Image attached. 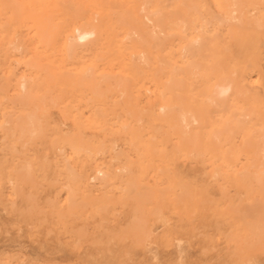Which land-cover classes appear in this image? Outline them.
Masks as SVG:
<instances>
[{"label":"rangeland","instance_id":"374dc122","mask_svg":"<svg viewBox=\"0 0 264 264\" xmlns=\"http://www.w3.org/2000/svg\"><path fill=\"white\" fill-rule=\"evenodd\" d=\"M62 1L0 0V264H264V233L263 239L256 237V229L250 228L262 196L243 180V173L262 175V170L248 166L244 153L235 150L237 136L230 139L224 133L220 141L212 137L228 113L209 114L191 140L181 133L176 118L180 110L191 112L181 106L182 96L195 94V87L207 89L236 65L244 71L252 64L248 76L257 82V65L264 68V27H250L237 40L227 31L233 27L210 19V14L227 15L226 0H190L194 23L206 25L202 52L186 58L198 64L188 73L180 53L185 44L181 36L196 35L194 26L184 32L182 25L169 28L163 46L154 49L141 38L119 36L115 44L120 47L113 44V52L92 51L87 45L67 56L55 26L66 22L73 7L114 9L127 0ZM246 7L264 22V0H252ZM37 16L43 23L41 39L34 35ZM175 16L179 23L181 15ZM32 56L46 70L44 76L40 70L34 78L24 66ZM76 73L111 77L100 80L101 99L87 84L61 87L60 80L69 81ZM21 75L33 79L35 98L26 107L10 98L17 94L14 87ZM167 77L171 89L161 110L160 85ZM111 81L118 82L120 93ZM41 95L44 103L39 102ZM31 109L38 118L36 132L19 137L14 128L11 135L13 125L4 124L2 114Z\"/></svg>","mask_w":264,"mask_h":264},{"label":"bare ground","instance_id":"6f19581e","mask_svg":"<svg viewBox=\"0 0 264 264\" xmlns=\"http://www.w3.org/2000/svg\"><path fill=\"white\" fill-rule=\"evenodd\" d=\"M39 1V0H38ZM54 1V0H53ZM61 1V0H60ZM66 1V0H65ZM64 0L61 2L63 5ZM172 1V2H170ZM179 0H127L123 4L118 5L117 8L114 6V9L107 6L102 7L98 6L96 8H90V10H83V8H72L71 11H69L65 17L66 22L59 23L55 26V35H57L60 38V41L62 40V47L61 50H63L67 56L71 55L73 52H75L76 48L80 47L86 48L87 45L92 46V51L98 50L105 52L110 51L117 41V37L121 36L122 40H135L137 39L139 41L142 40V42L146 43H152L151 48L155 47V45H161L160 43L164 39L166 35V31L169 28L176 27V25H182L184 32L189 27L194 26V32H196V35L193 37H188L182 35L181 37L184 40V45L180 49L181 58L184 62V70L189 73L192 68H195L198 66L194 61L191 59H187L188 57H192L194 55H197L202 50L201 43L203 41L202 35L205 33L203 30V25H206L205 22L201 23H194L195 19L191 17V10L193 9V6L191 5L190 0H186L184 3L182 0V3L179 2V4L176 2ZM220 1V0H219ZM218 1V2H219ZM28 2V0H27ZM92 2V1H91ZM256 3V1H254ZM253 2V3H254ZM10 3V2H9ZM60 3V4H61ZM66 3H68L66 1ZM65 3V5H66ZM113 3V2H112ZM217 3V2H216ZM252 3V0H226V8L228 9L227 15H215L210 14L211 21L216 20L217 25L219 24H225L227 26L233 27V29H230L228 27L227 31L229 33H234L237 37V40L242 36L245 35L246 29H250V27L254 28H263L264 22L262 21L261 17L258 15H255V12L253 9H248L246 6L247 4ZM258 3V2H257ZM3 4V3H2ZM15 4V2H14ZM13 4V7L16 5ZM29 4V3H27ZM33 5V3H31ZM91 4V3H90ZM100 4V1H99ZM103 4V3H102ZM64 5V6H65ZM220 5V3H219ZM67 6V5H66ZM69 6V7H68ZM68 8H70V5L68 4ZM96 6V5H94ZM112 6V5H111ZM55 7V6H54ZM57 7V6H56ZM55 7V8H56ZM72 7V6H71ZM17 8V7H15ZM34 8V6H33ZM60 7H57V9ZM62 8V7H61ZM195 8V7H194ZM35 9V8H34ZM64 9V8H63ZM8 10V9H7ZM6 10V11H7ZM51 10V9H50ZM55 10V9H54ZM62 10V9H61ZM65 10V9H64ZM67 10V9H66ZM4 11V10H3ZM2 11V12H3ZM11 11V9H10ZM18 11V9L16 10ZM14 10V12H16ZM36 11V10H35ZM56 11V10H55ZM60 11V10H59ZM195 11V10H193ZM259 11V10H257ZM8 12V11H7ZM67 12V11H66ZM65 12V13H66ZM207 12V11H206ZM263 12V11H262ZM19 13V11H18ZM21 13V12H20ZM37 13V12H36ZM180 14L181 15V21L179 23H176V20H178L179 17H176L175 15ZM193 13V12H192ZM196 13V11H195ZM198 13V12H197ZM196 13V14H197ZM201 13V12H199ZM6 14V13H5ZM8 14V13H7ZM43 14V13H42ZM195 14V15H196ZM2 15V14H1ZM4 15V14H3ZM64 15V14H63ZM198 15V14H197ZM28 16V15H27ZM30 16V15H29ZM33 16V15H32ZM39 16V14H38ZM36 17L33 19L35 22L36 28L33 26V29L35 28L38 30L34 35L39 37V39L42 38L41 33V26L42 21L40 20V17ZM58 16V15H57ZM179 16V15H178ZM199 16V15H198ZM64 16H62L63 18ZM175 17L177 19H175ZM12 18V17H11ZM23 18V17H22ZM58 18V17H57ZM201 18V17H200ZM203 18V17H202ZM29 19V18H26ZM205 19V18H204ZM203 20V19H202ZM22 20H20V23ZM205 21V20H204ZM210 21V22H211ZM23 22H27L24 21ZM181 22V23H180ZM207 22V21H206ZM209 22V21H208ZM14 23V22H13ZM12 23V24H13ZM17 23V21H16ZM28 23V22H27ZM2 24V23H1ZM11 24V25H12ZM33 25V23H31ZM3 25V24H2ZM14 25V24H13ZM26 25V24H25ZM133 25V29L131 28ZM30 26V25H29ZM120 26H123L124 28L129 26V30L126 29L125 31H120ZM131 26V27H130ZM222 26V25H220ZM226 26V27H227ZM138 29H137V28ZM205 27V26H204ZM21 29V28H20ZM122 30V29H121ZM170 30V29H169ZM172 30V29H171ZM27 31V30H26ZM20 32V31H19ZM18 32V33H19ZM45 32V31H44ZM11 33V31H10ZM21 33V32H20ZM29 33V32H28ZM209 34V33H208ZM5 35V34H4ZM3 35V36H4ZM34 35H32L34 37ZM206 35V34H205ZM20 36V35H19ZM28 36V35H27ZM216 36V35H215ZM24 37V36H23ZM55 37V36H54ZM57 37V38H58ZM120 37V38H121ZM171 37V36H170ZM179 37V36H178ZM229 37V36H228ZM2 38V36H1ZM15 38V37H14ZM35 38V37H34ZM33 38V39H34ZM173 38V36H172ZM4 38H2L3 40ZM38 40V38H36ZM212 38H210L211 41ZM1 40V42H2ZM44 40V38H43ZM57 40V39H56ZM172 40V39H171ZM205 40H207L205 38ZM165 41V40H164ZM163 41V42H164ZM39 42V41H38ZM127 42V41H126ZM136 42V41H135ZM162 42V43H163ZM175 42V41H174ZM5 43V42H4ZM10 43V42H9ZM28 43V42H27ZM31 43V42H29ZM2 45V44H1ZM31 45V44H30ZM59 45V44H58ZM118 44H115V47ZM129 45V43L127 44ZM261 45V44H260ZM22 46V44H21ZM40 46V45H39ZM55 46V45H54ZM60 46V45H59ZM85 46V47H84ZM120 47V43L118 45ZM163 46V45H161ZM204 46V45H203ZM5 47V46H3ZM12 47V46H11ZM25 47V46H24ZM160 47V46H159ZM16 48V47H15ZM19 48V47H17ZM51 48V47H50ZM55 48V47H54ZM88 48L89 50H91ZM127 48V47H126ZM145 48V47H144ZM219 48V47H217ZM4 49V48H3ZM13 49V47H12ZM21 49V48H20ZM23 49V48H22ZM36 48H34V52ZM52 49V48H51ZM86 49V50H88ZM94 49V50H93ZM117 51L118 49L115 48ZM113 49V50H115ZM128 49V48H127ZM210 49V48H209ZM29 50V49H28ZM81 50V49H80ZM85 50V51H86ZM129 50V49H128ZM174 50V49H173ZM263 50V49H262ZM10 51V50H9ZM18 52V49L16 50ZM24 51V49H23ZM84 51V52H85ZM112 51V50H111ZM146 51V49H145ZM113 52V51H112ZM158 52V51H157ZM163 52V51H162ZM173 52V51H172ZM224 52V51H223ZM40 53V52H39ZM57 53V51H56ZM179 53V52H178ZM58 54V53H57ZM93 54V53H92ZM106 54V53H105ZM115 54V53H114ZM140 54H143L140 53ZM155 53H153L154 55ZM201 54V53H200ZM6 55V54H5ZM22 55V54H21ZM20 55V56H21ZM52 55V54H51ZM75 55V54H74ZM107 55V54H106ZM173 55V54H172ZM66 56V55H65ZM203 56V55H202ZM3 57V56H2ZM108 57V56H107ZM142 57V56H141ZM140 57V58H141ZM144 57V55H143ZM59 58V57H58ZM6 59V58H5ZM30 60H27L26 62H23L29 71V73L33 74L35 78V73L41 70L42 72L43 67L39 65L36 62V58L32 56L29 58ZM139 59V58H138ZM162 59V58H161ZM198 59V58H197ZM226 59V58H225ZM180 60V59H179ZM237 60V59H236ZM55 61V60H54ZM60 61V60H59ZM71 61V60H70ZM132 61V60H131ZM140 61V59H139ZM138 61V62H139ZM3 62V59H2ZM73 62V61H72ZM96 62V61H95ZM100 62V61H99ZM109 62V61H108ZM107 62V63H108ZM118 62V61H117ZM163 62V61H162ZM6 63V62H5ZM15 64V62H13ZM240 63V62H239ZM2 64V63H1ZM17 64V63H16ZM101 64V63H100ZM162 64V63H161ZM60 64H58L59 66ZM109 65V64H108ZM132 65V64H130ZM217 65V64H216ZM258 64L256 68V75H257V82L250 81V78L248 76L249 71L247 68L254 67L252 64L245 67L244 71H241L238 66L234 68V71H230L226 77L220 78L216 80L212 85H209L207 89L195 87V94H192L191 96L185 95L182 96L181 106L183 108L190 107L191 112L188 111H178L177 113V122L180 125L179 129L181 130V133L186 137V139L191 140L194 135L197 133L195 130L196 128H201L206 123L209 114L214 113H222L227 112L228 116L227 118L222 121L212 134V137L217 141L223 135L224 133L230 135L231 137H236L237 145L235 147V150L237 152H242L245 155L246 164L250 167H256L260 168L262 170V175L259 174H248L243 173V180L248 184L247 187L257 188L258 192L262 196V206L259 207L255 212H252L254 216L249 214V218L251 219V229H256V237L260 236V238L263 239L262 234L264 233V68L261 67V65ZM43 66V65H42ZM57 66V67H58ZM164 66V65H161ZM219 66V65H218ZM15 67V66H14ZM19 67V66H18ZM131 67V66H130ZM8 68V67H7ZM132 68V67H131ZM19 69V68H18ZM25 69V68H24ZM57 69V68H56ZM108 69V68H107ZM136 69V68H135ZM143 69V68H142ZM146 69V68H144ZM220 69V68H219ZM11 70V68L9 69ZM44 70V69H43ZM58 70V69H57ZM148 70V68H147ZM156 69L152 70L155 71ZM2 71V70H1ZM0 71V72H1ZM46 71V70H44ZM48 71V70H47ZM135 71V70H134ZM133 71V72H134ZM139 71V70H138ZM179 71V70H178ZM182 70H180L181 72ZM13 72V71H12ZM24 72V71H23ZM131 72V73H133ZM164 72V71H163ZM16 73V72H15ZM40 73V72H39ZM38 73V75H39ZM91 73V72H90ZM167 73V72H166ZM136 74V72H135ZM2 75V74H1ZM100 75V74H99ZM107 74L102 77V75L96 77V79L93 77L94 74H89V76H85L84 73H76L74 76H77L75 78H72L71 80H60L56 81L57 83L65 86L74 85H83L87 84L88 90L92 92V95L94 97H99L101 99L102 97V91H101V81L106 78H111L110 76L107 77ZM138 75V74H136ZM141 75V74H140ZM147 75V74H146ZM150 75V74H149ZM153 75V74H152ZM159 75V74H158ZM158 75L156 76L157 80H160L161 77ZM42 76V75H41ZM44 76V74H43ZM73 76V77H74ZM164 76V75H163ZM175 76V75H174ZM18 77V75H17ZM30 76L21 75L16 80L14 89L17 90V94L13 95L11 98L12 102L15 105L24 106L26 107L28 102L35 98L32 93L31 89L33 87V83ZM71 77V75H70ZM151 77V76H150ZM65 78V77H64ZM98 78V79H97ZM139 78V77H138ZM144 78V77H143ZM5 79V78H4ZM15 79V78H14ZM39 79V78H38ZM52 79V78H51ZM56 79V78H55ZM114 79V78H113ZM137 79V78H136ZM142 79V78H141ZM145 79V78H144ZM42 80V79H41ZM40 80V81H41ZM110 80V79H109ZM115 80V79H114ZM140 80V78H139ZM138 80V82H140ZM143 80V79H142ZM169 77L164 78L161 82V89L159 91V100L162 102V105L160 106L161 110H164L165 107V101L167 99V94L170 91L171 87L169 86ZM1 81V80H0ZM14 81V80H13ZM147 81V80H146ZM153 81V80H152ZM9 82V80H8ZM35 82V81H34ZM39 82V81H38ZM37 82V83H38ZM49 82V81H47ZM112 82V81H111ZM148 82V81H147ZM123 83V82H122ZM152 83V82H151ZM154 83V82H153ZM152 83V84H153ZM39 84V83H38ZM110 84H113V86L116 88V91L120 93L119 87L120 85L118 82L114 81ZM109 84V85H110ZM42 85V84H41ZM58 85V84H57ZM123 85V84H121ZM157 85V84H156ZM5 88V85H3ZM127 86V85H126ZM172 86V84H171ZM42 87V86H40ZM39 87V88H40ZM50 87V86H49ZM135 87V86H134ZM38 88V89H39ZM48 88V87H47ZM58 87H56L57 89ZM78 88V87H77ZM81 88V87H80ZM78 88V89H80ZM138 86L136 87V89ZM46 89V88H45ZM59 89V88H58ZM57 89V91H58ZM64 90V89H63ZM87 90V91H88ZM36 91V90H35ZM39 91V90H37ZM56 91V92H57ZM123 91V90H122ZM128 91V90H127ZM135 91V89H134ZM48 92V91H47ZM77 91H75L74 94H76ZM80 91L78 90V94ZM82 92V90H81ZM86 92V90H85ZM130 93L132 92L129 91ZM40 93V91H39ZM49 93V92H48ZM73 93V92H72ZM56 94V93H55ZM76 94V97L77 95ZM128 94V93H127ZM11 96V95H10ZM45 96V95H44ZM41 95L39 102L42 100L44 101L45 97ZM82 96V95H81ZM84 96V95H83ZM82 96V97H83ZM64 97V96H63ZM73 97V96H71ZM142 97V96H141ZM47 98V97H46ZM55 98V97H54ZM68 98V96H67ZM87 98V97H86ZM134 98V97H133ZM132 98V99H133ZM152 98V97H151ZM175 98H177L175 96ZM83 99V98H82ZM136 99V98H135ZM153 99V98H152ZM151 99V101H152ZM9 100V99H8ZM38 100V98H37ZM62 100V99H61ZM77 100V99H76ZM104 100V99H103ZM102 100V101H103ZM177 100V99H176ZM7 101V100H6ZM35 101V100H33ZM59 101V100H58ZM102 102L101 100H99ZM134 101V100H133ZM2 102V101H1ZM53 102V100H51ZM50 102V103H51ZM67 102V101H66ZM108 102V101H107ZM129 102V101H128ZM6 103V102H5ZM10 103V102H9ZM41 103V102H40ZM44 103V102H43ZM61 103V102H59ZM69 103V102H68ZM133 103V102H132ZM180 103V102H179ZM67 104V103H66ZM101 104V103H100ZM103 104V102H102ZM69 105V104H68ZM72 105V104H71ZM34 106V105H33ZM32 106V107H33ZM36 106V105H35ZM52 106V105H51ZM66 106V105H65ZM123 106V105H122ZM155 106V105H153ZM5 107V106H4ZM67 107V106H66ZM65 107V108H66ZM78 107V106H77ZM159 107V106H158ZM36 108V107H34ZM151 108V107H150ZM170 108V107H169ZM2 109V108H1ZM64 109V108H63ZM68 109V108H67ZM88 109V108H86ZM102 109V108H101ZM119 109V108H118ZM126 109V108H125ZM137 109V108H136ZM152 109V108H151ZM84 110V109H83ZM99 110V109H98ZM140 111V110H139ZM138 111V112H139ZM153 111V110H152ZM177 110H174V112ZM59 112V111H58ZM118 112V111H117ZM123 112V111H122ZM170 112V111H169ZM3 113V112H1ZM126 113V111L124 112ZM123 113V114H124ZM17 115H14L12 112H4L2 114L3 117V123L4 124H11V135L14 134L15 129H17V133L19 137H24L26 135H32L36 132L35 130V123L37 121L36 119V113L34 109L27 110V111H19L16 113ZM96 114V113H95ZM93 115L95 117L96 115L101 117L103 114L101 112H98L96 115ZM132 114V113H131ZM139 115V113H137ZM128 115V114H126ZM161 115V114H160ZM43 116V115H42ZM110 116V115H109ZM129 116V115H128ZM156 117V116H155ZM211 117V116H210ZM108 118V117H107ZM65 119V118H64ZM80 119V118H79ZM121 119V118H120ZM40 120V119H39ZM98 120V119H97ZM99 120L102 121V119L99 118ZM118 120V119H117ZM81 121V120H80ZM92 121V120H91ZM94 121V120H93ZM112 121V120H111ZM76 122V121H75ZM113 122V121H112ZM117 122V121H116ZM149 122V121H148ZM216 122V120H215ZM163 123V122H162ZM40 125V124H39ZM110 125V124H109ZM118 125V124H117ZM177 125V124H176ZM4 126V125H3ZM7 126V125H6ZM52 126V125H51ZM89 126V125H88ZM112 126V125H111ZM71 127V126H70ZM147 127V126H146ZM57 128V127H56ZM98 128V127H97ZM10 129V128H9ZM8 129V130H9ZM61 129V128H60ZM65 129V128H63ZM62 129V130H63ZM120 129V128H119ZM82 130V129H81ZM60 131V130H59ZM141 131V130H140ZM179 131V130H178ZM199 131V130H198ZM16 133V134H17ZM57 133V132H56ZM63 133V132H62ZM65 133V131H64ZM71 133V132H70ZM104 133V132H103ZM144 133V132H143ZM155 133V132H154ZM162 134V132H161ZM70 135V134H69ZM1 136V135H0ZM16 136V135H14ZM35 136V135H34ZM11 137V136H10ZM9 137V138H10ZM33 137V136H32ZM108 137V136H107ZM176 137V136H174ZM202 138V137H201ZM66 139V138H65ZM146 139V138H145ZM184 139V138H183ZM10 140V139H9ZM12 140V139H11ZM14 140V139H13ZM37 140V139H36ZM59 140V139H58ZM149 140V139H148ZM61 141V140H60ZM151 141V139H150ZM220 141V140H219ZM48 142V140H47ZM8 143V142H7ZM43 144V143H42ZM60 144V143H59ZM149 144V143H147ZM61 145V144H60ZM126 145V144H125ZM37 146V145H36ZM58 145H56L57 147ZM70 146V145H69ZM76 147V145H74ZM19 147V146H18ZM68 147V146H67ZM214 147V146H213ZM43 148V145H42ZM70 148V147H69ZM77 148V147H76ZM79 148V147H78ZM164 148V147H163ZM215 148V147H214ZM157 149V148H156ZM22 150V149H21ZM30 150V149H29ZM9 151V150H8ZM74 151V150H73ZM72 151V152H73ZM132 151V150H131ZM204 152V151H203ZM202 152V153H203ZM40 153V151H39ZM95 153V152H94ZM6 154V153H5ZM100 154V153H99ZM3 155V154H2ZM124 158L123 154H121ZM139 155V153H138ZM37 156V155H35ZM59 156V155H58ZM94 156V155H93ZM3 157V156H2ZM16 157V156H15ZM21 157V156H20ZM77 157V156H76ZM84 157V156H83ZM139 157V156H138ZM215 157V156H214ZM122 158V159H123ZM216 158V157H215ZM4 159V158H2ZM125 159V158H124ZM142 159V158H141ZM224 159V158H223ZM17 160V159H16ZM55 160V159H54ZM1 161V160H0ZM5 161V160H4ZM64 161V160H63ZM93 161V160H92ZM123 161V160H122ZM227 161V160H226ZM124 162V161H123ZM3 163V162H2ZM57 163V162H56ZM81 163V162H79ZM228 163V162H227ZM55 164V163H54ZM230 164V163H229ZM243 164V163H242ZM121 165V164H120ZM244 165V164H243ZM11 166V165H10ZM60 167V166H58ZM100 167V166H99ZM114 167V166H113ZM121 167V166H120ZM9 168V167H8ZM17 169V168H16ZM47 169V168H46ZM58 169V168H57ZM89 170V169H88ZM1 171V169H0ZM106 171V170H105ZM14 172V171H13ZM26 172V171H25ZM41 172V170H40ZM44 172V171H43ZM61 172V171H60ZM58 172V173H60ZM95 172V171H94ZM241 172V171H240ZM21 175V174H20ZM62 175V173H61ZM95 175V174H94ZM125 175V174H124ZM7 176V175H5ZM14 176V175H13ZM12 177V176H11ZM52 177V176H51ZM59 177V176H58ZM61 177V176H60ZM64 179V178H63ZM84 179V178H83ZM124 179V177H123ZM158 179V178H157ZM30 180V179H29ZM33 180V179H32ZM31 180V181H32ZM43 180V179H42ZM41 180V181H42ZM34 181V180H33ZM169 181V180H168ZM6 182V181H5ZM30 183V182H29ZM165 183V182H164ZM21 184V183H20ZM182 184V183H181ZM180 184V185H181ZM243 184V183H242ZM245 184V183H244ZM133 185V184H132ZM15 186V185H14ZM99 186V185H98ZM122 186V185H121ZM130 186V185H129ZM134 187V186H133ZM161 187V186H160ZM59 188V187H58ZM199 188V187H198ZM134 189V188H133ZM97 190V189H96ZM142 190V189H141ZM251 189L250 191H252ZM65 191V188H64ZM132 191V189H131ZM72 192V191H71ZM129 192V190H128ZM138 195V194H136ZM145 195V194H144ZM259 195V194H258ZM140 196V195H139ZM187 196V195H186ZM54 198V197H53ZM37 200V199H36ZM246 200V199H245ZM20 201V200H19ZM2 202V201H1ZM261 202V201H260ZM66 203V202H65ZM147 203V202H146ZM25 204V203H24ZM47 204V203H46ZM98 206V205H97ZM244 206V204L242 205ZM248 207V206H247ZM68 208V207H67ZM243 209V208H242ZM248 209V208H247ZM59 210V209H58ZM65 210V209H64ZM240 211V210H239ZM249 210H247L248 213ZM236 212V211H235ZM238 212V211H237ZM242 212V211H240ZM246 213V211H244ZM243 212V213H244ZM246 213V214H247ZM251 213V212H249ZM121 214V213H120ZM88 215V214H87ZM238 215V213H237ZM241 215H243L241 213ZM240 215V216H241ZM43 216V215H42ZM247 216V215H243ZM251 216V217H250ZM233 218V217H232ZM243 218H241L242 220ZM248 219V218H247ZM240 220V221H241ZM57 221V220H56ZM114 221V220H113ZM244 221V220H243ZM242 222V221H241ZM67 224V223H66ZM250 225V222H248ZM54 226V225H53ZM246 226V225H245ZM56 227V226H55ZM249 226H247L248 228ZM53 229V228H52ZM252 231V230H251ZM57 232V231H56ZM254 236V237H255ZM255 237V238H256ZM253 238V239H255ZM260 238H258L260 240ZM256 240V241H259ZM262 241V240H261ZM64 245V244H63ZM67 247V246H66ZM68 248V247H67ZM72 248V247H71Z\"/></svg>","mask_w":264,"mask_h":264}]
</instances>
